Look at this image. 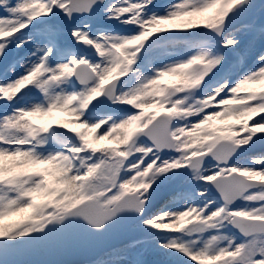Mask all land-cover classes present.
Returning <instances> with one entry per match:
<instances>
[{
  "label": "snow or ice",
  "instance_id": "snow-or-ice-1",
  "mask_svg": "<svg viewBox=\"0 0 264 264\" xmlns=\"http://www.w3.org/2000/svg\"><path fill=\"white\" fill-rule=\"evenodd\" d=\"M0 264H264V0H0Z\"/></svg>",
  "mask_w": 264,
  "mask_h": 264
}]
</instances>
